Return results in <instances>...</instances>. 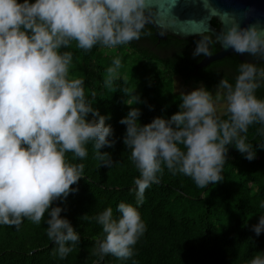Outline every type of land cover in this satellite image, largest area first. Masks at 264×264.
Here are the masks:
<instances>
[{
	"label": "clouds",
	"instance_id": "1",
	"mask_svg": "<svg viewBox=\"0 0 264 264\" xmlns=\"http://www.w3.org/2000/svg\"><path fill=\"white\" fill-rule=\"evenodd\" d=\"M145 7L146 0H0V225L18 226L23 218L40 224L47 213L46 234L60 259L67 257L80 236L61 215L66 209L58 202L63 204L78 192L84 179V165L66 163V153L82 160L88 155L85 145L93 142L100 166L108 168L111 153L101 149H114L121 139L139 171L130 189L135 206L120 202L119 218L113 217L111 207L79 218L102 226L105 237L93 250L102 260L109 254L120 259L133 256L134 245L146 231L138 209L145 190L159 183L162 165L207 188L223 179L230 149L248 161L264 150V143L253 150L242 135L253 123L264 127V99L256 95L264 87V67L247 61L239 64L234 84L219 79L215 95L202 82L181 92L177 111L170 117L156 116L141 124V109L126 104L129 111L118 121L125 132L122 138L115 137L108 123L111 114L102 115L85 97L82 79L68 78L73 56L60 49L71 41L88 51L98 44L114 48L138 40L146 23ZM211 43L264 58V30L256 25L232 24L215 41L202 35L193 57L210 56ZM120 67L121 60L113 59L106 70V86H111ZM134 99L137 105L147 103L141 94ZM221 102L227 105L228 119L217 115ZM250 231L256 237L264 234V215ZM249 264H264V250Z\"/></svg>",
	"mask_w": 264,
	"mask_h": 264
},
{
	"label": "trees",
	"instance_id": "2",
	"mask_svg": "<svg viewBox=\"0 0 264 264\" xmlns=\"http://www.w3.org/2000/svg\"><path fill=\"white\" fill-rule=\"evenodd\" d=\"M212 23L219 28L217 21ZM204 35L215 41L210 34ZM201 36L189 40L171 38L162 43L165 49H176L166 59L138 43L148 37L157 41L152 30L114 48L98 44L85 51L71 41L69 47L60 51H69L73 56L68 78L84 81L85 97L102 115L111 114L108 123L113 126L115 137L122 138L125 126L118 121L129 111L126 104L141 109V124L150 123L156 116L170 117L177 111L180 96L172 94L176 76L202 82L210 91L221 77L234 84L238 66L243 62L236 54L196 70L201 58L193 57L191 47ZM209 51L217 53L218 43H211ZM117 57L121 67L111 86H106V70ZM256 65L264 67V63ZM135 94H141L147 103L137 105ZM256 95L264 99V87ZM148 105L154 106L153 110ZM218 117L228 119V113ZM259 126L253 123L243 133L253 150L264 143V127L253 140ZM85 147L88 155L82 160L71 152L65 154L66 163L84 165V179L78 183V192L70 194L63 204L58 202L66 209L61 215L79 233V242L66 258L60 259L54 252L57 246L46 234L47 213L40 224L23 218L18 226L0 225V264H249L256 253L264 250V234L256 237L250 231L258 216L264 215V150L258 151L253 161L233 150L222 169L223 179L209 189L198 187L191 177L173 175L162 165L159 183L145 190L144 203L138 209L146 231L134 245L133 256L120 259L109 254L101 260L93 250L105 237L102 226L79 218L85 214L93 217L108 207L112 208L113 217L119 218L116 209L120 202L135 206V194L130 189L135 187L133 180L139 171L131 159V149L125 148L121 139L114 149H101L111 153L113 163L108 168L100 166L93 142ZM180 147L183 150V145Z\"/></svg>",
	"mask_w": 264,
	"mask_h": 264
},
{
	"label": "water",
	"instance_id": "3",
	"mask_svg": "<svg viewBox=\"0 0 264 264\" xmlns=\"http://www.w3.org/2000/svg\"><path fill=\"white\" fill-rule=\"evenodd\" d=\"M145 18L144 28L147 25L152 26L156 38L160 41H166L168 36L189 40L204 34H210L215 40L232 24H239L241 27L256 25L264 30V0H146ZM213 21L219 23V28L214 27ZM218 45L219 51L204 57L197 69L205 68L231 54H236L241 61L264 63V58L247 53L241 55L225 50L219 43ZM262 129L260 125L253 140L259 136ZM232 151L230 149L227 154L224 165Z\"/></svg>",
	"mask_w": 264,
	"mask_h": 264
},
{
	"label": "flooded vegetation",
	"instance_id": "4",
	"mask_svg": "<svg viewBox=\"0 0 264 264\" xmlns=\"http://www.w3.org/2000/svg\"><path fill=\"white\" fill-rule=\"evenodd\" d=\"M151 31L152 30V32H153V34H154V36H155V30H154V28L152 27V26H150V25H147L144 29H143V31H141V33H143L144 31ZM173 39V38H175V37H172V36H168V39L166 40V41H160V40H158L157 39V41H154L153 39H152V37H148V38H143V40H142V42H138L141 46H146V47H149V49H151L155 54H157L160 58H162V59H166V58H168L169 56H172V55H174V53L176 52V49H175V47H172V48H167V49H165V48H163L162 47V43H165V42H168V41H170V39ZM194 48H195V46H192L191 47V53L193 52V50H194ZM196 59H198V58H201L199 61H198V63H196V70L198 71L199 69H197V65L204 59V57H195ZM200 69H202V68H200ZM176 77H178V78H180L181 80H183L181 77H179V76H176ZM176 77H174V78H176ZM173 78V79H174ZM183 82L184 83H186V84H189V83H191V80L190 81H185V80H183ZM195 82V81H194ZM196 83V82H195ZM196 84H198V83H196ZM178 94V93H177ZM179 96H180V94H178Z\"/></svg>",
	"mask_w": 264,
	"mask_h": 264
},
{
	"label": "rangeland",
	"instance_id": "5",
	"mask_svg": "<svg viewBox=\"0 0 264 264\" xmlns=\"http://www.w3.org/2000/svg\"><path fill=\"white\" fill-rule=\"evenodd\" d=\"M199 84L200 83L196 84L194 81H191V83L186 84V83L183 82V80H181L180 78L176 77V78L173 79L172 94L177 96L181 92L192 90L193 88L197 87ZM168 87H169V85H166V88H168ZM211 92L213 93V95H215L216 92H217L216 87L213 88V90ZM226 108H227L226 103H223V102L218 103L217 104V115L218 116H222V115L227 114Z\"/></svg>",
	"mask_w": 264,
	"mask_h": 264
}]
</instances>
